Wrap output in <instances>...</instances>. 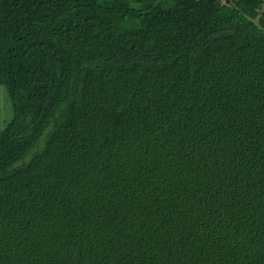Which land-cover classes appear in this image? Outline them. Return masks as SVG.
<instances>
[{
	"label": "trees",
	"instance_id": "trees-1",
	"mask_svg": "<svg viewBox=\"0 0 264 264\" xmlns=\"http://www.w3.org/2000/svg\"><path fill=\"white\" fill-rule=\"evenodd\" d=\"M0 264H264V0H0Z\"/></svg>",
	"mask_w": 264,
	"mask_h": 264
},
{
	"label": "rangeland",
	"instance_id": "rangeland-1",
	"mask_svg": "<svg viewBox=\"0 0 264 264\" xmlns=\"http://www.w3.org/2000/svg\"><path fill=\"white\" fill-rule=\"evenodd\" d=\"M12 103L5 85H0V132L12 118Z\"/></svg>",
	"mask_w": 264,
	"mask_h": 264
}]
</instances>
